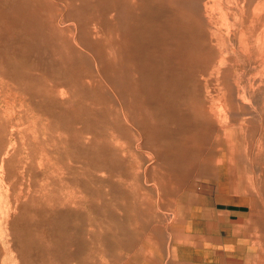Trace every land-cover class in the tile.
Instances as JSON below:
<instances>
[{
	"label": "rangeland",
	"instance_id": "obj_1",
	"mask_svg": "<svg viewBox=\"0 0 264 264\" xmlns=\"http://www.w3.org/2000/svg\"><path fill=\"white\" fill-rule=\"evenodd\" d=\"M0 264H264V0H0Z\"/></svg>",
	"mask_w": 264,
	"mask_h": 264
}]
</instances>
